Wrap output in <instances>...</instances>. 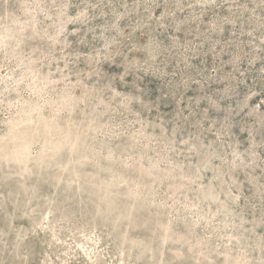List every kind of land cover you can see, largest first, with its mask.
Here are the masks:
<instances>
[{"label":"rangeland","instance_id":"1","mask_svg":"<svg viewBox=\"0 0 264 264\" xmlns=\"http://www.w3.org/2000/svg\"><path fill=\"white\" fill-rule=\"evenodd\" d=\"M0 264H264V0H0Z\"/></svg>","mask_w":264,"mask_h":264},{"label":"trees","instance_id":"2","mask_svg":"<svg viewBox=\"0 0 264 264\" xmlns=\"http://www.w3.org/2000/svg\"><path fill=\"white\" fill-rule=\"evenodd\" d=\"M56 27H44V26H41L40 27V35H38L36 41L33 43L31 42V45L33 46H37L39 49H45L46 45H47V42H48V37L52 34H55L57 33L56 32Z\"/></svg>","mask_w":264,"mask_h":264}]
</instances>
